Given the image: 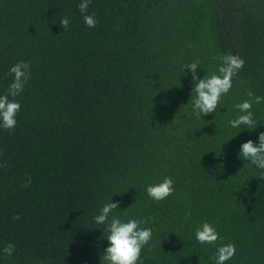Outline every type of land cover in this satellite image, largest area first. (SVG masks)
<instances>
[{
  "label": "trees",
  "instance_id": "obj_1",
  "mask_svg": "<svg viewBox=\"0 0 264 264\" xmlns=\"http://www.w3.org/2000/svg\"><path fill=\"white\" fill-rule=\"evenodd\" d=\"M80 3L0 0V95L10 67L31 62L24 91L9 97L17 124L0 128V264H101L109 242L94 216L110 199L113 215L149 221L137 264H215L228 243L225 264H264V179L239 155L264 132V103L252 106L254 130L228 124L248 89L264 97V0H91L94 28ZM218 53L245 64L198 119L183 68L198 59L202 79ZM165 177L175 191L157 202L146 188ZM204 222L215 246L195 239Z\"/></svg>",
  "mask_w": 264,
  "mask_h": 264
},
{
  "label": "clouds",
  "instance_id": "obj_2",
  "mask_svg": "<svg viewBox=\"0 0 264 264\" xmlns=\"http://www.w3.org/2000/svg\"><path fill=\"white\" fill-rule=\"evenodd\" d=\"M90 3L91 0H81L78 8L83 15L84 23L89 28H94L99 22L95 19L94 14H87ZM60 25L63 30H68L69 18H62ZM213 59L220 61L217 72L211 75L206 74L202 79L198 78L197 75V68L200 64L198 59L183 68V70L185 68L191 70L194 82L191 93L192 111L198 119H201L203 115L216 112L221 98L230 92L233 78L238 75L245 64L243 58L232 53H218ZM30 68L31 62L26 61H19L10 67L9 73L13 75V81L8 86L7 92L0 95V128L9 131L15 128L17 124L16 116L21 109V105L17 100L9 99V97H18L24 91L25 85L31 78ZM246 95L248 99L234 105L241 114L237 118L229 120L228 124L232 128H239L243 125L247 129L254 130L258 124L251 109L253 104L264 103V97L256 95L251 89L247 90ZM239 155L240 158L248 161V164L261 170L260 176L264 179V132L259 133L258 143H254L252 140L242 143ZM30 184L31 177H28L23 187ZM146 191L153 200L157 202L164 200L175 191L173 179L165 177L162 182L149 185ZM118 208V202L114 203L110 199L104 203L99 214L94 216L95 223L104 226V233H106L104 236L109 242V246L101 257V264H137L138 261H141L142 250L149 245L152 239V229L142 227V225L149 222L148 220L130 217L125 221L118 215H113V212ZM20 218V214L13 216L14 220ZM194 234L195 239L201 245L215 246L216 242L221 239L216 228L208 222L196 227ZM14 250L15 246L9 243L4 247L3 252L6 256H11ZM235 253V245L228 243L218 246L215 254L210 259L214 260L215 264H225Z\"/></svg>",
  "mask_w": 264,
  "mask_h": 264
}]
</instances>
